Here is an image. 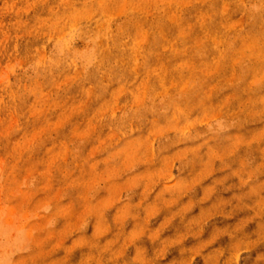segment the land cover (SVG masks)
Returning <instances> with one entry per match:
<instances>
[{"label": "rangeland", "instance_id": "rangeland-1", "mask_svg": "<svg viewBox=\"0 0 264 264\" xmlns=\"http://www.w3.org/2000/svg\"><path fill=\"white\" fill-rule=\"evenodd\" d=\"M0 264H264V0H0Z\"/></svg>", "mask_w": 264, "mask_h": 264}]
</instances>
